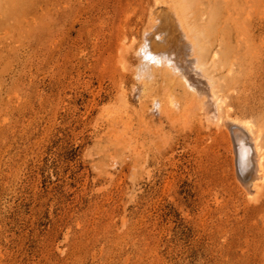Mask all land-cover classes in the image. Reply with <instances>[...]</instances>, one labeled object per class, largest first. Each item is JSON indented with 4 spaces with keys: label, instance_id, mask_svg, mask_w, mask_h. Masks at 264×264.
<instances>
[{
    "label": "rangeland",
    "instance_id": "1",
    "mask_svg": "<svg viewBox=\"0 0 264 264\" xmlns=\"http://www.w3.org/2000/svg\"><path fill=\"white\" fill-rule=\"evenodd\" d=\"M162 4L0 0V264H264V182L243 186L225 124L264 145V0H179L219 125L179 81L137 76Z\"/></svg>",
    "mask_w": 264,
    "mask_h": 264
},
{
    "label": "bare ground",
    "instance_id": "2",
    "mask_svg": "<svg viewBox=\"0 0 264 264\" xmlns=\"http://www.w3.org/2000/svg\"><path fill=\"white\" fill-rule=\"evenodd\" d=\"M157 1L165 3L167 7L164 11L159 9L158 12L154 10L151 12L153 20L151 29L146 32L138 48L139 65L135 68L137 76L141 78L143 76L144 79L151 76L153 80L156 75H160L172 85L179 81L188 91V95L192 94L201 99L206 121L216 125L218 122L219 125L220 121H224L221 111L225 100L217 91V80L206 68L201 51L202 44L198 40V30L189 24L188 13L178 4L179 0ZM141 83L140 92L145 94L148 83L146 81ZM173 92L172 89L165 102L155 97L154 111L162 113L173 107L177 103ZM197 101L200 102L198 99ZM225 124L232 143L236 173L239 172L238 177L240 176L243 186L253 194V190L264 182L263 130L250 119L225 118Z\"/></svg>",
    "mask_w": 264,
    "mask_h": 264
}]
</instances>
